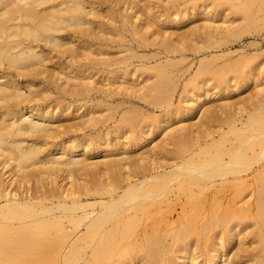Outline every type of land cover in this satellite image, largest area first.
Instances as JSON below:
<instances>
[{
	"label": "bare ground",
	"instance_id": "bare-ground-1",
	"mask_svg": "<svg viewBox=\"0 0 264 264\" xmlns=\"http://www.w3.org/2000/svg\"><path fill=\"white\" fill-rule=\"evenodd\" d=\"M242 11L252 18L246 6ZM190 17L179 5L157 7L149 0H0V244L16 249L20 264H240L244 257L264 264V98L249 111L231 112L226 127L191 128L186 136L193 146L177 152L172 163L149 154L133 175L113 182L77 183L75 169L90 164L85 140L63 138L44 154L49 139L61 136L50 123L58 116L50 108L57 106L40 102L33 90L50 65L81 75L133 70L139 66L131 60L141 50L152 51L142 57L157 63L142 71L161 70L171 63L160 62V51L176 47L166 34L175 35V27ZM166 23L172 32L164 30ZM114 46L125 56L103 58ZM168 76L159 75V81ZM65 78L69 92L71 80L81 89L93 77ZM155 83L130 84L124 91L143 97L154 88L150 99L159 105L166 84ZM201 98L188 107V116L197 113ZM69 108L60 107L62 113ZM172 108L162 111L167 115ZM150 135L145 132L143 142ZM116 146L108 144L105 151ZM126 162L100 164L120 171ZM60 172L75 190L54 178V186L46 187L44 176ZM179 215L185 217L172 220ZM206 232H212L211 244H189L191 236Z\"/></svg>",
	"mask_w": 264,
	"mask_h": 264
},
{
	"label": "rangeland",
	"instance_id": "rangeland-1",
	"mask_svg": "<svg viewBox=\"0 0 264 264\" xmlns=\"http://www.w3.org/2000/svg\"><path fill=\"white\" fill-rule=\"evenodd\" d=\"M149 1L157 7L176 4L185 15H191L175 27V35L169 33L174 30L171 24L162 25L170 35L166 34L169 44L174 43L176 47L173 52L172 49L168 52L167 49L160 51V62L170 61L171 64L161 70L150 68L148 72H143L142 68L147 64L155 66L157 63L142 57L151 55L152 51L139 50L131 60L139 67L133 70L128 67L124 71H89L81 75L70 74L68 70L60 71L56 69L57 66L50 65L48 72L40 75V83L33 88L35 93L43 98L40 102L47 101L57 106L55 109L53 107V111L52 107L50 108L52 114L58 115L50 123L52 129L58 128L61 131V136L49 139L44 154L63 138L73 144L86 141L88 152L85 157L90 164L85 169L76 168L74 174L77 183L83 186L90 187L95 181L113 182L119 175L127 177L130 172L133 175L149 154H154L156 161L162 164H170L175 160L177 152L180 155L193 146L191 138H188L191 128L216 130L219 128L217 125L221 124L226 127L225 119L228 120L231 112H240V108L249 111V108L264 98V0ZM245 6L250 10V19H245L246 15L242 11ZM165 17L166 15L161 18ZM176 37L179 41H176ZM126 39L130 37L127 36ZM133 44L138 45L137 42ZM121 48H109L110 53L103 58L122 59L125 52L121 51ZM55 61L56 57L53 62ZM47 75H50L52 80H45L44 76ZM66 75L79 76L82 79L93 77L92 83L86 81V86L75 89L72 84L78 82L71 80L70 91L67 92L64 85ZM121 75L126 77L117 80ZM159 75L169 76L160 78L159 81ZM43 80L45 81L41 82ZM116 80L120 86L123 85L122 90H119V85H113ZM155 82L166 84V89L163 87L161 93L159 92L165 101L159 105L153 104L150 99L155 94L154 88L147 89L143 97L131 91H124L130 84L142 83L152 87ZM199 87L201 89H198ZM113 89L117 90L116 93L114 91L107 97ZM199 94H202L199 105L201 108L198 106L197 113L192 117L188 116L191 109L188 107ZM64 104L70 105L66 113H62L60 109ZM169 107H173V111L165 115L162 109ZM194 124L196 125L193 126ZM145 132H150L151 135L143 142ZM177 140L179 142H176ZM70 142L67 147L72 145ZM108 144L117 145L116 149L105 151ZM120 158L127 159L126 168L120 171L110 170L100 164ZM63 175L65 173L60 172L57 176H44L48 183L46 187L54 186L55 183H50L54 178L68 189L75 190L77 187L71 183V179L64 180ZM36 184L31 183L32 186ZM126 186L124 182L120 191ZM80 197L82 200L85 198L84 194ZM45 204L50 205L52 202L47 200ZM183 217L185 216H175L172 220ZM188 240L189 244H211L213 236L212 232L199 233ZM248 240L246 244H252L251 240ZM67 245L63 244L65 248ZM231 249L230 247L227 253L232 255L234 252H230ZM202 258L201 256L200 259ZM4 260L12 264H20L21 261L16 249H9V246L0 244V262ZM247 261L244 257L240 264L254 263Z\"/></svg>",
	"mask_w": 264,
	"mask_h": 264
}]
</instances>
